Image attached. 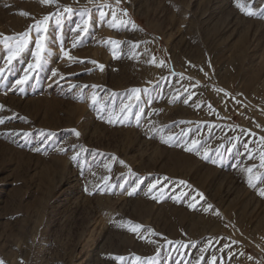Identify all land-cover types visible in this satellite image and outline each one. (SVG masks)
Returning a JSON list of instances; mask_svg holds the SVG:
<instances>
[{
	"label": "rangeland",
	"instance_id": "rangeland-1",
	"mask_svg": "<svg viewBox=\"0 0 264 264\" xmlns=\"http://www.w3.org/2000/svg\"><path fill=\"white\" fill-rule=\"evenodd\" d=\"M44 16L35 69L0 37V260L264 264V0H0V34Z\"/></svg>",
	"mask_w": 264,
	"mask_h": 264
},
{
	"label": "snow or ice",
	"instance_id": "snow-or-ice-1",
	"mask_svg": "<svg viewBox=\"0 0 264 264\" xmlns=\"http://www.w3.org/2000/svg\"><path fill=\"white\" fill-rule=\"evenodd\" d=\"M56 0H41V3L42 4H50V3H55ZM238 7L241 8V10L245 11V14L251 16V15H255V11L250 8V7H245L243 4H239L238 3ZM65 12L67 13H70L72 12V9L71 8H65L64 9ZM21 15H24V16H28L29 13L27 12H21L20 13ZM82 17L84 15H86V11L82 12L81 13ZM105 14L103 12H101V17H103ZM125 15H126V12H125ZM50 20V16H44L42 20L40 21H37L34 25H30L29 26V29L26 30L25 32L23 33H18V34H15L14 36L12 37H8V36H3V34H0V37H2L3 41L7 42V41H15V46H12L11 44H5V46L9 49V55H8V62L11 63V61L13 59L16 58V56L19 55V53L21 51L24 50L25 47H27L29 41H30V32L31 30L34 28L35 29V32H36V40H35V44H36V51L33 53L34 57L36 58V63L35 64H30L29 65V69H35L39 66L41 60H42V53L45 51V47H44V43H45V38L43 36V32H46L47 31V28L46 27H42V25H47V22ZM60 22L59 18L56 20V23L58 24ZM84 25H85V30H87V23L88 21L87 20H84L83 21ZM110 23V26L112 27H117L118 25L120 24H126L128 23L127 21H117L116 20V15L115 13H113V19L112 21L109 22ZM78 28L80 27L79 25L77 26ZM133 27H135V25L133 24ZM109 43L113 44V45H118L120 42L119 41H114V40H109ZM75 46V45H74ZM65 56H68V59L69 60H73L75 59L74 57H71L67 52L64 53ZM93 64L96 63V61H91ZM163 62L161 61V64ZM99 67L101 69H103V65H99ZM53 75H57V73L54 71L53 72ZM29 79V72L26 71L25 72V75L23 77H21L19 80L16 81V85H23L25 84ZM219 91H223L222 89L219 90ZM133 93H139L140 92V89H133L132 90ZM93 99V102L95 103L96 101V97L95 95H93L92 97ZM136 99H139V96L137 95L136 96ZM185 103H187V101H185ZM4 106L3 105H0V109H2ZM130 107L131 105L130 104H126V105H123L122 108H121V113H126L127 111L130 110ZM211 107V106H209ZM127 117L125 116V119ZM109 123H116V122H119V123H124V120L123 119H120L118 116L115 117V118H112L110 117L109 120H108ZM0 123H4V120L2 118H0ZM75 132V130H73ZM75 135L79 136L80 133L79 132H75ZM261 139H264V138H261ZM165 143H167L168 141L167 140H164ZM198 141L196 140H193L192 141V144L195 145L197 144ZM189 151H192V147H189L188 148ZM76 157H73V159H75ZM207 158V157H205ZM215 162V161H214ZM120 163H124L123 161H120ZM261 166L264 167V153L261 154ZM248 172L251 174L252 173V169H248ZM251 183V175H250V181ZM180 183H184L183 181H181ZM152 187L154 188L155 185H152ZM133 191H135V189H133ZM129 195H132V192H129L128 193ZM260 195L264 196V191H261L260 192ZM142 226L137 224V225H134V226H131L130 227V231L132 232H138V230L141 228ZM143 238V237H141ZM115 259L117 260H123L124 258L123 257H115ZM137 260H139L140 258L137 257L136 258ZM213 260H215V257H213ZM0 264H4V261L3 260H0Z\"/></svg>",
	"mask_w": 264,
	"mask_h": 264
},
{
	"label": "bare ground",
	"instance_id": "bare-ground-1",
	"mask_svg": "<svg viewBox=\"0 0 264 264\" xmlns=\"http://www.w3.org/2000/svg\"><path fill=\"white\" fill-rule=\"evenodd\" d=\"M155 155V154H154ZM182 157V156H181ZM178 161V160H177ZM165 165V164H164ZM180 167V166H179ZM186 167V166H185ZM188 167V166H187ZM169 169V168H168ZM169 172V170H168ZM220 184V183H219ZM223 185V184H222ZM230 185V184H229ZM219 189V188H218ZM236 192V191H235ZM236 194V193H235ZM236 196V195H235ZM227 204V203H226ZM198 223V222H197ZM195 225V224H194ZM205 228V227H204Z\"/></svg>",
	"mask_w": 264,
	"mask_h": 264
}]
</instances>
